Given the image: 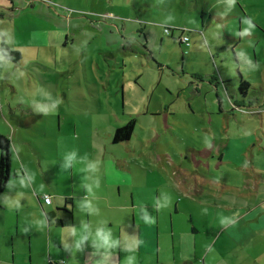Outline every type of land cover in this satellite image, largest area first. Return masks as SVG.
Returning <instances> with one entry per match:
<instances>
[{
  "label": "crops",
  "instance_id": "crops-1",
  "mask_svg": "<svg viewBox=\"0 0 264 264\" xmlns=\"http://www.w3.org/2000/svg\"><path fill=\"white\" fill-rule=\"evenodd\" d=\"M52 4V0H0V134L7 138L12 131V101L6 92L11 77H4L2 69L10 60L2 55L1 46L19 52L18 60L23 50H38L45 29L39 17L60 16ZM28 13L34 18L31 24ZM244 20L248 25V18L241 16V29ZM49 29L57 32L54 27ZM247 62L246 76L239 71V63L229 60L220 62L217 73H190L181 88L165 87L169 95L164 100L154 89L147 102L145 92L135 93L137 99L131 102L133 108L127 116L136 114L135 119H129L135 122L133 134L135 127H140L142 135L135 134V138L142 147L152 149L151 154L139 146L135 150L128 147L123 157L107 156L104 147L97 157L98 148L88 141L90 152L80 154L78 135L68 137L65 151L75 150L78 156L99 164L94 176L99 186H94L91 194L83 186V161L78 162L80 171L65 170L61 152L51 158L49 166L37 160L34 172L27 171L23 162L19 165L21 158L14 154L19 146H27L22 141L28 140L21 131H12L18 141L14 134L8 138L15 153L11 150L9 177L0 193V264H125L130 253L122 246L130 239L140 242L134 253L136 264H235L231 260L240 258L238 250L249 263L264 260V59L259 61L254 55ZM242 81L247 84L244 91L240 89ZM174 98L182 99V107ZM127 104L124 99L122 107ZM140 113L152 118L136 126ZM107 115L118 117L114 109ZM113 133L105 141L112 143ZM82 139L87 140L85 136ZM131 141L132 136L126 143ZM164 144L168 149H162ZM137 155L166 165L162 171L168 175L165 188H140L139 178L129 166L132 160L138 162ZM44 195L50 198L48 204ZM85 199L96 213L80 209ZM10 201H16L17 206L10 207ZM193 222H205L203 226L228 222L225 236L236 251L229 255L215 251L220 247L219 237L212 247L199 250V229ZM84 223L92 230L100 226L112 229L121 247L97 250L90 241L77 247L75 231ZM181 245H185L182 251Z\"/></svg>",
  "mask_w": 264,
  "mask_h": 264
},
{
  "label": "rangeland",
  "instance_id": "rangeland-1",
  "mask_svg": "<svg viewBox=\"0 0 264 264\" xmlns=\"http://www.w3.org/2000/svg\"><path fill=\"white\" fill-rule=\"evenodd\" d=\"M52 2L51 8H56L60 16L39 17L45 25L43 45L38 50H23L20 60L7 58L10 61L2 69L4 77H11L6 87L13 112L9 127L12 131H21L30 141L23 140L27 146H19L14 156L21 158L18 164L23 162L29 172H34V164L39 159L41 165L49 166L52 157L65 152L68 137L75 134L80 140L77 143L80 154L90 152L87 141L98 148L97 157L104 152V147L107 156L114 153L123 157L128 154V147L135 150L139 146L144 153L151 154L152 149L142 147L135 138V134L142 135L140 127H135L128 144L127 140L117 143L108 140L116 126L123 125L124 118V125L136 118L135 113L127 116L133 108L131 102L137 99L135 93L145 92L147 102L148 94L154 89L164 100L169 95L165 87L181 88L188 76H192L190 73H217L220 62L229 60L239 63V71L246 76L248 58L252 60L255 55L259 61L264 59V0ZM29 13L31 24L34 18ZM241 16L248 18V25L242 21V29ZM51 27L57 32H51ZM258 31L260 33L255 34ZM183 34L188 37L187 45L179 41ZM253 34L256 37H252ZM29 41L32 42L31 36ZM192 80H196L195 77ZM124 99L128 104L122 107ZM174 101L182 107L181 98ZM110 109H114L118 117L108 118ZM138 115L136 126L143 123L141 120L146 122L152 118L143 113ZM12 131L10 134L18 141V135ZM143 135L147 138V132ZM83 136L87 140H81ZM162 149L168 148L164 144ZM11 150L14 152L12 145ZM136 158L138 162L132 160L129 166L139 178L140 188L168 185L167 172H162L165 164L138 155ZM179 199L184 202L181 195ZM193 223L199 229L196 238L199 250L212 247L214 239L219 237L220 247H215V251L224 255L236 251L225 236L224 225L228 222H211L212 226L207 223L206 227L205 222ZM220 233L222 235L218 236ZM185 245L180 246L181 251ZM190 247L191 241L188 249ZM242 254L238 250L240 258L231 261L253 264ZM257 264H264V260Z\"/></svg>",
  "mask_w": 264,
  "mask_h": 264
},
{
  "label": "clouds",
  "instance_id": "clouds-1",
  "mask_svg": "<svg viewBox=\"0 0 264 264\" xmlns=\"http://www.w3.org/2000/svg\"><path fill=\"white\" fill-rule=\"evenodd\" d=\"M79 161H83L82 170L86 173L83 186L85 190L91 194L93 187L99 186V180L94 178L95 173L98 171V162L90 160L86 156H78L77 151L75 150H66L62 154L61 164L65 170L73 168L77 172L80 171L81 167L78 163ZM21 183H24V181H21ZM9 206L15 207L17 206V202L10 201ZM80 209L82 211L87 210L89 213H96L97 211L88 199H85L80 203ZM75 235L77 237V247H79L84 241H90L93 247L97 250L103 249L108 251L110 249H116L118 246L121 247L120 241L113 235L112 229L106 226L96 227L95 230H92L89 224L84 223L75 231ZM139 243L140 242L137 240L130 239L122 246L125 251L130 253L125 257V264H136V256L134 253Z\"/></svg>",
  "mask_w": 264,
  "mask_h": 264
},
{
  "label": "trees",
  "instance_id": "trees-1",
  "mask_svg": "<svg viewBox=\"0 0 264 264\" xmlns=\"http://www.w3.org/2000/svg\"><path fill=\"white\" fill-rule=\"evenodd\" d=\"M167 30L169 31V29ZM181 36L179 39L180 43L186 44L185 42L181 41ZM1 53L4 57L12 60H18L20 57L19 52L12 51L4 45L1 46ZM246 86H247L246 82L242 81L240 84V89L244 91ZM134 125H135L134 120H130L125 125L116 128L112 136V141L117 143L128 140L134 131ZM10 162H11L10 141L6 136L0 134V193L6 187V182L8 180L10 173Z\"/></svg>",
  "mask_w": 264,
  "mask_h": 264
},
{
  "label": "built area",
  "instance_id": "built-area-1",
  "mask_svg": "<svg viewBox=\"0 0 264 264\" xmlns=\"http://www.w3.org/2000/svg\"><path fill=\"white\" fill-rule=\"evenodd\" d=\"M181 41L182 42H185L186 44L188 43V37L186 36V35H182L181 36ZM42 199H43V201L46 203V204H48L49 202H50V198H49V196L48 195H44L43 197H42ZM57 264H64V261H61V262H58Z\"/></svg>",
  "mask_w": 264,
  "mask_h": 264
}]
</instances>
